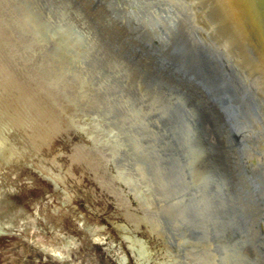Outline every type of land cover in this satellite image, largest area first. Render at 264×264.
<instances>
[{
	"label": "rangeland",
	"instance_id": "374dc122",
	"mask_svg": "<svg viewBox=\"0 0 264 264\" xmlns=\"http://www.w3.org/2000/svg\"><path fill=\"white\" fill-rule=\"evenodd\" d=\"M156 4L0 0V264H264V194L230 215L215 153L150 74L196 72L186 10L170 27Z\"/></svg>",
	"mask_w": 264,
	"mask_h": 264
},
{
	"label": "water",
	"instance_id": "95a60500",
	"mask_svg": "<svg viewBox=\"0 0 264 264\" xmlns=\"http://www.w3.org/2000/svg\"><path fill=\"white\" fill-rule=\"evenodd\" d=\"M159 3L154 7L166 11L162 16H168L173 22L180 20L177 5L188 8L202 28L196 32V37L203 40L202 44L197 42L201 54V57L196 56L198 73L216 91L217 99L209 94L221 111L238 124V132H233V136H250L245 143L260 154L264 171V125L260 119L263 117L264 121V0H159ZM182 28L186 29L182 34L194 33L190 25L184 24ZM230 71L260 114L247 106L245 95L239 92ZM178 74L182 77L169 74L170 85L190 101L194 90L178 85L185 82L183 75ZM187 84L189 82H185ZM196 84L203 83L196 81ZM185 89L189 94L182 93Z\"/></svg>",
	"mask_w": 264,
	"mask_h": 264
},
{
	"label": "bare ground",
	"instance_id": "6f19581e",
	"mask_svg": "<svg viewBox=\"0 0 264 264\" xmlns=\"http://www.w3.org/2000/svg\"><path fill=\"white\" fill-rule=\"evenodd\" d=\"M184 10H186V14H182V16L190 22L192 29L196 35V32L200 31L202 28L196 23L195 18L191 15L188 8H184ZM174 23L175 22H168V25L170 27H173ZM158 24H160V22H158ZM164 32H166V30H164ZM197 39L198 42H200L201 44L203 43V40L200 39V37H198ZM196 52V56L201 57L197 42ZM175 58L169 60L168 64H163L159 62V60L155 61V66L151 70L152 73L150 74H154L156 76V83H161L164 82L165 79H171L168 78L169 74L178 75V77L181 78L182 76L178 74L180 73L183 75L184 81L189 82V84H187L186 86L185 82H182L178 85H183L187 89L189 87L193 88L194 91L190 90L191 93L189 102H186V100H184L181 95L178 94L181 92H175L173 95L171 93L172 96H175L177 93V96H170L171 100L168 102V108L173 109L174 106L177 107L175 108L176 110H173L172 115H178L179 118L182 114V116L187 119V125L190 127V130H187V134L189 135L187 138L191 137L193 138V141L194 139L196 140L197 149L202 148V150H200L203 155H205V149H207L205 148L204 144L210 147V149L212 150L210 152L215 153L213 159L217 163V165L222 168V172H220V175L225 180V182L229 184L228 187L229 190L233 192V196H236L227 198L228 202L230 203V212H232L230 213V215H232L234 219L245 223L248 206L250 204L254 205L258 203V199L261 198V195L264 194V171L260 166V154L255 151L254 148H252L253 146L245 143V141H248L250 138L248 134H245L243 137L239 138H235L233 136V132H238V124L233 118L229 116H227L226 118L220 107L217 105V102L210 96L209 93H211L214 98H218L217 93L212 88L211 84H209V82L204 79L203 75L198 73L197 64L195 72L194 69L190 70L189 68H187V65H189L188 62L181 64L178 60L179 57L176 59ZM225 63L227 62L225 61ZM147 72L148 71H145V76L150 77L148 76L150 74H147ZM231 75L237 82V84L235 85L237 86L239 92L242 94V96L245 95L244 99L247 106L252 111H257L259 113V109L254 104V102L250 100L248 96H246L245 92L243 91L242 85L238 83V80L234 77L232 72ZM196 81L198 83L202 82L203 84H196ZM160 86L158 85V87ZM165 87L163 85L162 88ZM182 93L189 94V90L185 89V92ZM179 109H182V112ZM174 111L177 112L174 113ZM262 118L260 119L264 125V121ZM189 131L191 132L190 134ZM222 138L227 142L228 139L233 138V140L228 143L230 151H228L229 148L226 147V145L224 144L225 141H223ZM246 150L250 153H246ZM256 168H258V170ZM248 193L249 195H247ZM246 196H248L251 201L249 199L246 200ZM231 208H234V210L232 211ZM255 229L259 242L262 241L261 244L259 243L257 248L264 254V208H262V210L260 211L259 219L255 220Z\"/></svg>",
	"mask_w": 264,
	"mask_h": 264
}]
</instances>
